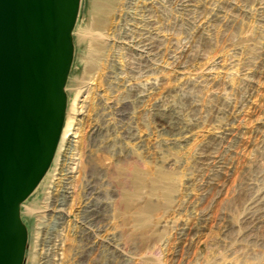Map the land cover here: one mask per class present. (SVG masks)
<instances>
[{"label": "rangeland", "instance_id": "1", "mask_svg": "<svg viewBox=\"0 0 264 264\" xmlns=\"http://www.w3.org/2000/svg\"><path fill=\"white\" fill-rule=\"evenodd\" d=\"M101 4L79 64L81 0L74 134L21 207L24 264H264V0Z\"/></svg>", "mask_w": 264, "mask_h": 264}, {"label": "water", "instance_id": "2", "mask_svg": "<svg viewBox=\"0 0 264 264\" xmlns=\"http://www.w3.org/2000/svg\"><path fill=\"white\" fill-rule=\"evenodd\" d=\"M81 0H0V264H24L21 205L56 156L66 122Z\"/></svg>", "mask_w": 264, "mask_h": 264}, {"label": "bare ground", "instance_id": "3", "mask_svg": "<svg viewBox=\"0 0 264 264\" xmlns=\"http://www.w3.org/2000/svg\"><path fill=\"white\" fill-rule=\"evenodd\" d=\"M114 0H109V3L113 2ZM91 3H92V9L93 11L91 10L89 12V17H87V21H86V24L85 23H77V26H76V30H75V33L77 34L78 36V42H79V45H80V48H79V52L77 53V59H78V63L80 64V61L81 59L85 60L83 57H82V47H83V43H86V41H88L90 43V41L88 40V35L90 33V31H92L93 29L97 28L98 25H100V23H102V21L100 20V17H98L101 13V11H108L110 10V8L112 7V5L108 4L107 6L104 7V5L101 4V0H91ZM86 19V18H85ZM82 31V33H81ZM86 31V32H85ZM94 31V30H93ZM81 33V34H80ZM92 39V38H91ZM89 45V44H88ZM91 45V44H90ZM94 47V46H93ZM89 50V49H88ZM91 53V51H90ZM89 53V54H90ZM90 56V55H89ZM93 64V63H92ZM93 65H91L90 61H84L82 64H81V69H85L86 71H89L91 69ZM79 81V78L77 76H73V74L70 75L69 77V83H71L74 87L77 85ZM77 87V86H76ZM73 130V122L72 120L70 119V116L68 115L67 118H66V122H65V126H64V129H63V133H62V136H61V140H60V143H59V147L57 149V153H56V156L53 160V163L49 169V171L47 172V174L45 175V177L43 178V180L41 181L40 185L37 187V189L35 190L38 191L39 190H42L43 191V187H50L49 184H51L54 180V178L56 177L57 173H59L60 169H61V159L62 157L64 156V152H67V147L70 143V137L72 136V134H74L72 132ZM75 169V168H74ZM161 181V180H160ZM158 186V185H157ZM46 188V189H49ZM54 187V186H53ZM159 187V186H158ZM157 188V187H156ZM168 188V187H167ZM45 189V190H46ZM153 189H155L153 187ZM67 192V190H66ZM139 194V192H136ZM31 196V195H30ZM54 196V195H53ZM45 199L47 200V204H54V198L52 197L51 195V192L50 191H46V196H45ZM63 199V198H62ZM138 200V199H137ZM128 200L126 201H123V206L128 208L130 207V202L128 203L127 202ZM140 201V200H139ZM148 201V200H147ZM146 201V202H147ZM152 202V201H151ZM148 202L147 205H146V208L142 207L143 210H146L147 212H149L150 210H153L155 205L154 203L152 202ZM23 205H25L27 208H29V210L31 212H33L35 210L34 206L31 205V204H26V202H24L21 207H23ZM59 205V211H62L64 206L66 205V200H61L59 201L58 203ZM55 206V205H54ZM136 206H137V203H136ZM148 209V210H147ZM55 210V209H54ZM155 211V210H153ZM88 212V211H87ZM89 216L90 220L93 222V223H99L101 221V215L99 213V211L93 206H90L89 207V214L87 215ZM86 216V217H87ZM136 221L140 224H144L145 222V217H144V213L142 212V209L141 207L137 206V211H136ZM91 222V223H92ZM89 223V222H88ZM140 227H143V226H140ZM146 227V226H145ZM143 232V231H142ZM100 241V240H99Z\"/></svg>", "mask_w": 264, "mask_h": 264}]
</instances>
